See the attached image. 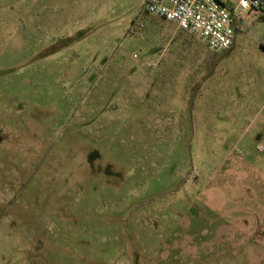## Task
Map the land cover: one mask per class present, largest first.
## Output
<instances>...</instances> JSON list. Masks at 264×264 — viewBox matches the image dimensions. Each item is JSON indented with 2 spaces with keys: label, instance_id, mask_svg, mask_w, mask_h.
Listing matches in <instances>:
<instances>
[{
  "label": "rangeland",
  "instance_id": "374dc122",
  "mask_svg": "<svg viewBox=\"0 0 264 264\" xmlns=\"http://www.w3.org/2000/svg\"><path fill=\"white\" fill-rule=\"evenodd\" d=\"M145 1L0 0V264H264V18Z\"/></svg>",
  "mask_w": 264,
  "mask_h": 264
},
{
  "label": "built area",
  "instance_id": "2783aa9c",
  "mask_svg": "<svg viewBox=\"0 0 264 264\" xmlns=\"http://www.w3.org/2000/svg\"><path fill=\"white\" fill-rule=\"evenodd\" d=\"M146 0L149 14L175 23L178 29L199 38L207 48L230 50L236 38L238 14L253 12L264 18V0ZM257 149L264 154V143Z\"/></svg>",
  "mask_w": 264,
  "mask_h": 264
},
{
  "label": "crops",
  "instance_id": "0c3cea01",
  "mask_svg": "<svg viewBox=\"0 0 264 264\" xmlns=\"http://www.w3.org/2000/svg\"><path fill=\"white\" fill-rule=\"evenodd\" d=\"M177 30H178V27H177ZM189 34V33H188ZM191 35V34H190Z\"/></svg>",
  "mask_w": 264,
  "mask_h": 264
}]
</instances>
